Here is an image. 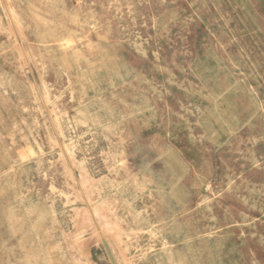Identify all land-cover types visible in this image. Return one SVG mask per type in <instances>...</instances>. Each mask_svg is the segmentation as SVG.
I'll return each mask as SVG.
<instances>
[{
	"label": "rangeland",
	"instance_id": "obj_1",
	"mask_svg": "<svg viewBox=\"0 0 264 264\" xmlns=\"http://www.w3.org/2000/svg\"><path fill=\"white\" fill-rule=\"evenodd\" d=\"M264 264V0H0V264Z\"/></svg>",
	"mask_w": 264,
	"mask_h": 264
},
{
	"label": "water",
	"instance_id": "obj_2",
	"mask_svg": "<svg viewBox=\"0 0 264 264\" xmlns=\"http://www.w3.org/2000/svg\"><path fill=\"white\" fill-rule=\"evenodd\" d=\"M101 243H102V246H103V248L105 250V253H106L107 257H108V260H109L110 264H116L115 259H114L113 255L111 253V250H110V248L108 246L107 241L105 239H102Z\"/></svg>",
	"mask_w": 264,
	"mask_h": 264
}]
</instances>
